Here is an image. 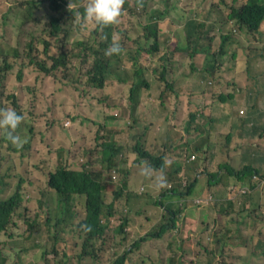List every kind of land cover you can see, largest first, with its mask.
<instances>
[{
  "label": "trees",
  "instance_id": "16d2710c",
  "mask_svg": "<svg viewBox=\"0 0 264 264\" xmlns=\"http://www.w3.org/2000/svg\"><path fill=\"white\" fill-rule=\"evenodd\" d=\"M150 1L153 3V0H132V4L140 10L136 13L135 9H131V0H124L120 17L124 15V9H128L129 13L135 16L138 21L129 23V28L126 26L120 28L115 23L101 29L94 22L88 21L83 17L88 0H22L20 4L24 7L27 16L35 20L37 17L33 9L45 7L44 16L48 21L45 26L47 29L46 33L48 38L52 40L44 36L41 37L42 49L40 50L36 48L35 37H33L24 46V49H27L25 55L22 54L18 46H9L5 49L0 45V72L6 73L15 64H20L23 68L26 66L30 67L33 70L42 72L46 76H56L58 71L64 72L70 64L71 59L76 57L80 59L79 71L86 77L87 84L91 88H102L106 85H114L115 83L127 84L129 85L128 100L135 103L140 95V87H145L147 84L146 72L165 86L167 84L165 74L166 62L168 60L162 57L154 60L147 59L145 58L146 54H155L157 50L166 49L167 56L170 59H175L180 53L176 39L168 33L166 37L167 43H160V38L166 34L165 30H160V23L158 24L157 20L165 17V13L157 9L158 7L163 8L162 4L159 3L156 9L152 8L150 15L144 7ZM211 1L200 0V4H197L196 0H192L190 6L197 9L196 13L211 15L213 12V3ZM238 1L245 0H216V3L222 4V8L227 15V20L234 21V25L245 35L247 42L253 45L260 44L259 47L264 49V0H246L240 6H236ZM69 3L70 9L68 8ZM154 3L157 2L154 0ZM199 7L200 12H198ZM155 12L158 14L159 19H156L154 16ZM143 15L147 16L144 18L145 23L140 19ZM199 20L193 15L188 17L185 21L186 30L192 29L195 32L196 27H199ZM202 21L210 25V23L206 22L205 17L202 18ZM135 29L139 34H133ZM115 32H121V36L117 39L114 38ZM133 36L136 37L134 38ZM228 38L227 35H223L221 47H224ZM113 40L119 41L121 51L119 54L106 55V49ZM199 41L200 39L198 38L195 42L197 46L200 45ZM203 47L204 45H200V50ZM135 48V51L131 50ZM197 50L198 48L194 52L196 53ZM142 52H144L143 55H141ZM140 60L142 64H139ZM20 74L21 71L18 77H20ZM209 81L207 80L206 83H211ZM170 88L171 83L169 82L167 90ZM245 97L248 100L250 98L249 93H246ZM8 98L12 101V108L18 112L20 106L16 102V96L11 94ZM102 104L106 105L107 103ZM193 105H195V102H193L192 98H189V105L186 106L188 110L185 111L188 113L185 129H189L195 120L205 124L200 107L189 110ZM2 108L7 107L3 106ZM168 111H171L173 113L171 117L176 119L175 116L178 115L177 110L171 108ZM258 116H260V113L254 114V117ZM155 119V130L157 132H165L167 135L171 134L176 138L179 137L176 128L171 125V118L165 107L162 108V112L155 113ZM63 125L72 134L76 132V128H70L73 124L70 125L68 120ZM19 129L20 127H18L17 131ZM87 137L85 131H79L78 137H73L71 145L67 149H64L63 153L59 154L58 162L53 169L44 168L45 164L40 161L42 164L38 167L46 173L43 178L47 192L45 198L28 195L30 184L33 181L29 177L31 172L28 168L32 160L30 158L32 153L28 157H23L24 154L21 152L19 153L18 160H15L13 156L6 158L10 160L9 165L4 172L0 168V264H4L6 258L11 264H16V258L12 257L8 253L11 251L5 248L9 245L12 250L18 253L24 251L25 249L18 243L17 238L35 241L39 238L38 235L40 234L42 239L48 237L51 240L53 248L49 253L50 255L45 251L43 252L42 264H87L88 262L84 261L85 257H90L91 263L89 264H93V261L102 262L104 254H106L108 264H133L137 259L133 260L131 253L143 241L161 238L167 231L180 228V220L177 215L188 204L198 205L203 210L200 212V218L198 219L206 221L205 229L201 230L196 236H201L203 233L216 232L221 229V223L217 218L212 221L215 228L213 230L209 229L208 223L211 222V213L205 207H208L210 203L198 202L197 199L191 197L197 180V178H194L189 184L188 182L186 183V188L183 190L173 188L163 195L159 193L156 204L164 205L167 211V213L163 214L164 219L161 218L162 222L153 230H148L145 234L136 237V240L131 245L125 247L120 254L111 256L109 252L112 248L109 245L110 241L117 239L116 234L130 230V228H125V226L130 225L132 218L129 215H123L121 219L115 216L118 212L114 208V203H107L105 201V194L107 192L106 178L100 175L102 172L107 174L110 168L117 165L116 159L119 156L121 148L109 142L102 143V146L96 143L95 146H86L85 143H88L87 145L92 143ZM3 141L7 143L6 148L8 149L12 148L16 150L29 147V139L23 148L13 147L6 136ZM0 151L2 159H4L6 153H10L9 151L6 152L3 148H0ZM122 155H132L134 157V168L143 167L156 171L157 169H161L163 165L164 156L162 154L154 156L151 152L144 150L137 142L128 144L120 154V156ZM200 155L204 157L200 161V165H203L205 154L200 151ZM259 159L263 161L264 155L263 157H259ZM0 165H4V162L0 161ZM94 165L96 166L95 168H93ZM97 166L100 167L99 170H96ZM227 170V166L224 168L217 166L213 173L215 176L217 174H224ZM236 172V175L242 178V185L245 188L238 193L234 200L256 196L259 198L258 205L263 207L264 210V165L252 170H248L247 166L244 165L241 169L236 170ZM13 178H16V181H13ZM124 185L115 190L113 194L115 200L122 194L130 196L128 189ZM110 188L114 190L115 186L109 184L108 189ZM49 193L55 194L53 198L55 205L53 206L50 203L51 196ZM168 193L171 196L167 198ZM31 199L40 202V207L42 208L43 205L46 208L47 215L41 216L40 211L30 210L29 203ZM164 201L167 203H164ZM210 202L215 203L218 200L214 197ZM172 203L176 206L175 208H172ZM240 204L244 208H248L246 203ZM226 209L228 213H219L221 209L216 208V215L220 220L225 217L222 214H230L229 206H226ZM20 216L31 225L36 224L38 220L45 222V224L38 232H36V228L28 226H26L27 230H22L19 228V225L22 224L19 220ZM141 216L142 212L140 210L137 216V229L140 232L143 229V223L140 221ZM247 217L248 215L244 217L245 221ZM115 219L117 222H115ZM190 220L192 224H183L185 228L190 227L194 229L198 227V225L193 223L195 219ZM112 226L114 227L112 228ZM241 228H243L242 231ZM237 229L240 232L236 236L224 238L223 243L228 246L226 251H235L242 259L257 255L259 250L264 252V247H261L260 244L262 241L264 245V230H251L247 226V223L243 226L239 225ZM188 234L189 232L186 233L185 231L184 237H189ZM78 239H82V242H76ZM172 241L168 245L174 243ZM210 241L213 245L218 244L221 238L213 239L210 237ZM111 243L117 248L115 243ZM205 243L204 239L201 238L200 254L197 256V260L204 259L210 262L216 258L218 252L214 248L209 249L206 245L203 246ZM78 245L82 248L80 252L76 249ZM243 245H247L248 253L242 252L241 247ZM226 251H220L219 255L223 256ZM45 254L50 258L45 259ZM60 254L62 258L57 260ZM182 258L183 254L178 258L170 256V264H182ZM139 261L141 264L144 261V257H141ZM221 264H225V262Z\"/></svg>",
  "mask_w": 264,
  "mask_h": 264
},
{
  "label": "rangeland",
  "instance_id": "374dc122",
  "mask_svg": "<svg viewBox=\"0 0 264 264\" xmlns=\"http://www.w3.org/2000/svg\"><path fill=\"white\" fill-rule=\"evenodd\" d=\"M21 1L0 0V45L5 49L9 46H18L22 54L25 55L27 49H24V46L33 37H35L36 48L42 49L41 37L48 38L45 27L48 21L44 16L45 7L33 9L37 17L35 20L27 16L24 7L20 4ZM169 1L171 2V9L168 12L161 7L157 8L168 14L169 18L167 20L164 17L159 19L158 14L154 13L156 19H159L157 20L158 24L166 23V21L180 23L183 18L193 14H197L200 17V14L195 12L197 9L190 6L192 0ZM196 2L200 4V0H196ZM211 2L213 3L212 7L218 12L219 39L223 40V35H227L229 38L226 40L224 47H221L219 43H212L209 47L206 46L205 53H208L211 61H213V56L209 54L210 48H213L214 51L212 53L215 54L214 65L222 67L226 63L225 66L229 71V63H231L233 75L218 78L217 74L213 77L209 72H205L200 76V73L194 72V80L197 87L200 88L201 86L209 92L207 100L203 101L199 106L205 121L204 126H202L200 121L195 120L189 129H185V124L188 120V113L185 112L188 110L186 108L187 105L182 109L176 106L175 109L172 108L178 112V115L175 116L176 119L171 117V115L173 116L171 111H167V113L171 118V125L178 132V138L171 134L167 135L165 132H157L155 130L156 120H154L152 133L127 139L122 146L124 150L128 144L137 142L144 150L151 152L154 156L161 155L159 148L163 147L167 155L170 157L174 155L176 157L177 162L180 164L179 168L182 165L185 166V178L187 180L186 173H188L189 184L192 181L190 178L194 175L198 174L199 177L208 172V169L210 170L206 163V155L203 165H200V161L204 158L200 155V144L205 142V138L200 139V136L209 135L214 129L218 128L217 138L212 140L214 152L211 161L215 160L216 167L222 166L224 168L227 166L228 170L224 174L228 176V186L236 183V187L234 188L235 190H231L233 185L228 187L225 200L235 201L234 196L236 192H239L242 188L238 182L237 178L239 177L236 175V170L241 169L244 165L247 166L248 170L264 165V160L261 161L259 159V157H263L264 155V49L259 47L260 44L253 45L247 42L245 35L234 25V21L227 20L226 12L219 6H222V4L216 3V0H212ZM244 2L246 0L238 1L236 6H240ZM154 4L153 0V3L150 1L147 6L144 5L145 10L150 15L152 8H155L153 7ZM131 9H135L136 13L140 11L133 4L131 5ZM198 12H200V7ZM146 17V15H143L140 18L141 21H144ZM136 21L138 19L135 16L126 12L123 16L119 17L117 25L120 28L123 26L129 28V23ZM196 32H199V28L193 33ZM133 34L139 33L135 29ZM120 36L121 32H115V39ZM133 37L135 38L136 36ZM189 37L192 36L189 35ZM198 38L200 39V37ZM206 38L209 37L206 36ZM48 39L52 40L51 38ZM181 47L187 52L195 50L197 46L188 42L181 43ZM131 50L135 51L136 48ZM218 53L222 54L220 64L217 62L219 56L216 57ZM233 54L234 56H232ZM148 55L151 57V60H154L159 53ZM199 58L200 55H196L193 58L195 66H198L197 61ZM79 62V58H72L67 69L64 72L58 71L56 76H46L42 72L33 70L30 67L26 66L23 68L20 64H15L6 73L0 72V108L3 106L12 108L13 104L8 96L11 94L16 96V102L20 106L18 110L24 116L20 129L16 131L22 138L26 136L27 140L29 139V147L16 150L12 148L8 149L6 148L7 143L3 141L6 134L0 130V148L5 149L6 152H10L6 153L4 159H2L0 151V161L4 162V165H0L2 172L6 170L10 163V160L6 159L7 157L13 156L15 160H18L19 153L22 152L24 154L23 157H28L32 153L30 157L32 160L28 165L31 172L29 177L44 178L46 173L38 166L43 163L45 164L44 168L53 169L58 162L59 154L63 153V150L71 145L73 137H78L79 131H85L88 136L87 138L92 141L90 145L85 143L86 146H95V143L101 145V138H96L95 136L99 134V125H101L100 122L103 118V114L96 113V111H102V103L95 102L94 96L98 94V99L104 96L100 92L92 91L91 87L87 84L86 77L79 71ZM20 71L21 74L18 77ZM208 79L212 83H206ZM246 93H249L250 96L248 100L245 97ZM197 106L198 103L195 102V105L191 106L189 110L199 108ZM240 109H243L242 113ZM117 113H121L122 117H124L123 110ZM255 113H260V116L254 117ZM250 116L251 118L249 119L248 117ZM67 120L70 122V125L73 124L70 128H76L75 133L72 134L63 125ZM200 130L203 131L200 132ZM13 147L15 146L13 145ZM192 154L195 158L189 160ZM184 155L186 157L185 160L191 166L188 169L183 164ZM128 160L129 156L122 155L115 167L110 168L107 174L102 172L100 175L106 178L108 193L105 200L106 202H111L115 190L125 184L124 186L128 189L130 196L122 200H120V197L117 198L118 213L115 216L121 218L124 213L133 215L135 212L142 210V208H149L150 210L147 211V214L153 221L150 225L143 227L141 232L131 223L129 231L116 234L117 239H112L109 243L112 247L109 250L111 256L120 254L125 247L131 245L136 240V237L145 234L148 230H153L162 222L161 218H163V214L167 213V211L164 205L156 204V195L158 193L163 195L173 188L180 190L186 188V186H180V178L175 171L176 166L173 171L149 170L151 175H145L142 171L145 168H134L133 161L131 160V164L129 165ZM95 167L94 165L93 168ZM99 169L100 167L97 166L96 170ZM113 170H115V178L112 177ZM161 172H163L165 178L163 185H160L157 181V177L161 175ZM179 174L181 175L182 172L180 171ZM13 181H16V178H13ZM109 184L115 186V189H108ZM169 184L171 187H169ZM140 186H144V192L141 194L137 192ZM204 189V187L200 189V186L196 184L192 190L195 193L191 197L197 199L198 202L210 203L208 207H205L211 213V222L208 223L209 229L213 230L215 228L214 223H212L215 218L221 223V229L216 232L203 233L201 236H196L201 230L205 229L206 221L198 219L200 218V212L203 211L198 205L188 204L177 215L180 220V228L167 231L161 238L143 241L131 253L132 259H137L133 264H140L139 260L141 257H144V261L141 264H170V256L178 258L182 254V264H221L222 262H225V264H264V252L262 250H259L257 255L249 256L246 259L240 258L239 254L235 251H226L228 246L223 243L224 238H231L236 236V234L223 222L228 217V214H222L225 217L223 220H220L216 215V208L221 209L219 213H228V210L226 207L210 202L207 192L200 195V192H203ZM170 196L168 193L166 197ZM247 200L256 201V198L250 196L247 197ZM164 203L167 202L164 201ZM175 207L174 203H172V208ZM124 209H126V212ZM190 219H195L193 223L198 225V227L194 229L190 227L185 228L183 224H192ZM115 222H117L116 219ZM248 227L251 230H264V210L257 203L254 204L250 213ZM185 231L186 233L189 232V237L187 238L184 237ZM210 237L213 239L219 237L221 241L213 245ZM201 238L206 242L203 246L206 245L209 249L214 248L218 252L216 258L210 262L204 259L197 260V256L200 254ZM171 240L174 243L168 245ZM76 242L81 243L82 239H78ZM111 242L115 243L117 248ZM260 244L261 247H264L262 241ZM76 249L80 252L82 248L78 245ZM220 251L226 252L221 256L219 255ZM61 256V254L58 255L57 260H60ZM44 257L45 259L50 258L46 254ZM102 260V262L93 261V264H108L106 254H104ZM84 261L88 262L87 264L91 263L89 257H85Z\"/></svg>",
  "mask_w": 264,
  "mask_h": 264
},
{
  "label": "crops",
  "instance_id": "0c3cea01",
  "mask_svg": "<svg viewBox=\"0 0 264 264\" xmlns=\"http://www.w3.org/2000/svg\"><path fill=\"white\" fill-rule=\"evenodd\" d=\"M157 3L153 5V7H157L159 3L162 4V7L168 12L171 9V2L168 0H155ZM222 7L221 5H219ZM213 12L211 15L208 14H200L199 20V32L196 33H189L186 30V22H172L166 21L160 23V30L164 31L165 34L162 38H160V43H167V33L176 39L178 43V50L179 55L175 57V59H170L167 56L166 49L157 50L154 54L156 55L159 53L157 58L162 57L167 64V79L171 83V88L167 90L166 86L163 83H159L152 75H148L146 72V85L145 87H141L140 95L137 102L132 103L128 100V91L129 85L124 83H115L114 85H106L100 89L91 88L94 92H100L101 98L98 99V94H95L94 101L99 103H105L106 105H102V111H96V113H102L103 118L101 120V125H99V134H96V138H101V144L104 142H109L114 146L120 147L121 151L119 156H117L116 162L119 163L120 154L123 150V143L125 140L133 138L135 136H144L148 135L152 130L153 121L155 119V113L162 112V108L165 107L168 110L179 106V108H183L186 105H189V98L193 99V102L198 103V106L203 101L207 100L209 92L207 89L200 86L197 87L195 80H194V72L200 73V76L205 72H209L211 76L214 77L215 74L218 75V78L221 76L233 75V66L229 63V71L226 68L225 64L222 67L215 66L211 63V57L208 56L207 59L204 57V52L200 51L197 55H200L198 62V66H195L194 59L189 57V52L181 47V43H188L189 42V35L193 38L200 37V43L203 44H212V43H219L221 44L222 40L219 39V29H218V12L212 7ZM205 17L206 22L210 23L207 25L203 23L202 18ZM169 18L168 14H165L164 19L167 20ZM208 36L209 38H206ZM151 43V42H150ZM213 49V48H212ZM148 59L151 57L147 54ZM234 56V54L232 55ZM218 57V55L216 56ZM155 58V59H157ZM210 80V79H208ZM173 81V82H171ZM234 85V84H233ZM219 87V86H218ZM195 89V91H194ZM165 91V92H164ZM201 101V102H200ZM124 112V117H122L121 113L117 115V112L122 111ZM129 116V117H126ZM249 119L251 118L248 117ZM218 123V122H217ZM216 123V124H217ZM204 126V124H202ZM203 130H200V132ZM219 131L218 128L214 129L209 135L200 136V139L205 138V142L200 144V151H202L206 156L207 160L206 163L209 166L210 170L204 175H200V189L204 187V191L200 192L202 195L204 192L213 193L215 198L219 204L223 207L229 206V215L228 217L223 220L229 228L233 230V232L237 235L239 230L237 229L239 225L243 226L247 223L249 225V216L254 207V204L259 201V198H256V201L244 199H238L236 201L228 200L226 201L225 198L227 196L228 187L231 185H236L233 183L228 186L227 183V174H217L214 176L213 171L215 170L216 164L215 160L211 161L213 157V148H212V140L217 138V132ZM102 146V145H101ZM161 154L164 156V160L162 161L163 165L160 171L167 172L173 171L174 167L177 174L183 169L185 172V166L182 165L179 168V163L176 160V157L172 155L171 157L166 154V150L161 147ZM134 157L129 155L128 164L133 161ZM33 181L30 184V191L28 195H34L35 197L45 198L47 195L46 192V184L43 182V178H31ZM238 182L243 184L241 181L242 178H237ZM50 203L51 205H55L53 201L54 193H49ZM175 200V199H174ZM40 202L36 201L35 199H31L29 203L30 210L40 211L41 216L47 215L46 208L42 205V208L39 205ZM240 203H246L248 208H244ZM245 221L244 217L247 216ZM137 216H135V220L133 222L134 226L137 228ZM144 215L141 216L140 221L143 223V227L147 226L150 223V220L146 218L144 220ZM19 220L22 224L19 225V228L22 230H27V227H34L36 228V232L40 231L45 222L39 221L31 225L24 221L23 217H19ZM149 221V222H146ZM243 228H241L242 231ZM34 232V230H33ZM35 241L31 239L25 240L24 238H17L19 244L25 249L22 252H16L12 250L11 247L8 245L5 249L11 251L8 252L12 257L16 258V264H42V254L43 252H47L48 255L52 250V242L49 240L48 237L42 239L41 234L38 235ZM27 244V245H24ZM42 249V251H41ZM243 253H248L247 245H243L241 247ZM41 251V254L39 255ZM4 264H11V262L6 258Z\"/></svg>",
  "mask_w": 264,
  "mask_h": 264
},
{
  "label": "clouds",
  "instance_id": "9594fccd",
  "mask_svg": "<svg viewBox=\"0 0 264 264\" xmlns=\"http://www.w3.org/2000/svg\"><path fill=\"white\" fill-rule=\"evenodd\" d=\"M123 3H124V0H88L87 6L83 12V17L85 19H87L88 21L94 22V24L97 27L103 29L104 27H107L109 25H112V24H115L118 22L119 17L121 15ZM68 8L69 9L71 8L70 3L68 4ZM124 11H125V13L129 12L128 9H124ZM77 14L80 15L79 13H77ZM193 16H195L197 19H200L199 15H197V14H193ZM188 17H190V16H188ZM188 17L183 18L182 22H185ZM144 21H143V23H144ZM196 28L198 29L199 27H196ZM187 31L190 33H193L192 29H189ZM197 39H198V37H196V38L189 37V43H193L196 45L195 42ZM200 45H204V47L201 50H200ZM200 45L199 46L196 45L197 47L195 49L198 48L196 53L194 52V50H191L189 52V57L194 58L200 51L205 53V47L210 46V44H203V43H200ZM120 51H121V46H120L119 41L113 40L112 43L110 44V46L106 49L105 54L111 56L114 54H119ZM213 51H214V49L212 50L210 48L209 54H211L213 56V61H211V63L214 65L215 54L212 53ZM143 54L141 53V55H143ZM217 55L219 56V59L217 62H218V64H220V60H221L222 55H220L219 53ZM204 57H205V59H207L208 53H205ZM141 58H144V57H141ZM145 58L148 59L147 56H145ZM139 64H142L141 60H140ZM167 69L168 68L166 66V74H165L166 79H167ZM209 82H211V80ZM159 83H161V82H159ZM167 83H169L168 79H167ZM140 89H141V87H140ZM18 112L13 108H0V130H2L6 134L8 141L12 145H14L17 148H23L24 144L27 143V137L25 136L22 138L16 131L18 129V127H20L22 121L24 120V116L21 114L20 110H18ZM241 113H242V110H241ZM116 116H118V113ZM127 156H129V155H127ZM194 158H195V156L192 154V155H190L189 160H192ZM185 159H186V157L184 155L183 156V164H185L187 169H188L191 166H190V164H188V162ZM149 170L152 171L151 169H148V168H145L142 171L145 175H151V172ZM181 172H182L181 175L178 174L179 178H180L179 183H180L181 187H185L186 183L188 182L189 176H188V173H186V175H187V180H186L184 170L182 169ZM206 173H208V172H206ZM206 173L203 174L204 177H205ZM112 177L115 178V170H113V172H112ZM194 178H197L196 184L200 186V176L198 177V174H197V175H194L190 179L193 181ZM157 181L160 185H163L165 183V178H164L163 172H161V175L159 177H157ZM169 187H171L170 184H169ZM235 187H236V185H233L231 190H235L234 189ZM241 187L242 188L240 189L239 192H241L245 188L244 185H242V184H241ZM137 192L139 194L143 193L144 192V186H140V188L138 189ZM239 192H236L234 199L236 198V196L238 195ZM107 193L108 192H106V194H105V199H106ZM193 193H195V192H192L191 195ZM207 193L209 194V201H211L215 196H213V193H210V192H207ZM128 197L129 196L122 194L120 196V200H122L123 198L127 199ZM158 197H159V193L156 195L157 199H158ZM116 200H117V198H116ZM116 200H115V196L113 195V199L111 200V202L114 203V208L117 211ZM111 202H107V203H111ZM149 210H150L149 208H142L141 212L145 218H148L151 221L152 219H150V217L147 214V211H149ZM124 211L126 212V209H124ZM123 215H129V214L124 213ZM136 215H138V212H135V214H133V215H129L132 218L131 223L134 222ZM119 219H121V218H119ZM131 223L129 226H125V228H130Z\"/></svg>",
  "mask_w": 264,
  "mask_h": 264
}]
</instances>
